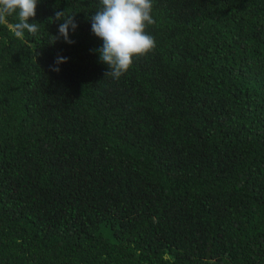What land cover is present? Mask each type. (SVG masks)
<instances>
[{
  "label": "trees",
  "instance_id": "obj_1",
  "mask_svg": "<svg viewBox=\"0 0 264 264\" xmlns=\"http://www.w3.org/2000/svg\"><path fill=\"white\" fill-rule=\"evenodd\" d=\"M152 4L156 46L119 80L99 0L0 26V264H264V0ZM65 9L75 42L52 45Z\"/></svg>",
  "mask_w": 264,
  "mask_h": 264
},
{
  "label": "clouds",
  "instance_id": "obj_2",
  "mask_svg": "<svg viewBox=\"0 0 264 264\" xmlns=\"http://www.w3.org/2000/svg\"><path fill=\"white\" fill-rule=\"evenodd\" d=\"M39 0H0V26H5L18 40L25 39V33L36 36L40 30L39 22H35ZM99 8L89 19L91 32L102 40V46L94 51L98 53L100 63L107 66L105 77L119 80L140 56L154 50L155 38L146 31L155 23L152 12V0H99ZM10 17L14 20L10 21ZM76 14L67 10L56 11L49 22L62 21L58 25V35H51L54 45L61 37L68 44L75 41L69 38V29L73 32L78 28ZM33 21V22H30ZM67 61L66 57L57 56L52 71L59 72L58 65ZM165 260L172 257L165 253ZM207 264H215L208 260Z\"/></svg>",
  "mask_w": 264,
  "mask_h": 264
}]
</instances>
